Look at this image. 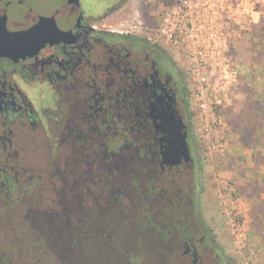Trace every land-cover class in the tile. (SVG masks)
Returning <instances> with one entry per match:
<instances>
[{"label":"flooded vegetation","instance_id":"obj_1","mask_svg":"<svg viewBox=\"0 0 264 264\" xmlns=\"http://www.w3.org/2000/svg\"><path fill=\"white\" fill-rule=\"evenodd\" d=\"M91 2L0 0V264H232L187 72Z\"/></svg>","mask_w":264,"mask_h":264},{"label":"rangeland","instance_id":"obj_2","mask_svg":"<svg viewBox=\"0 0 264 264\" xmlns=\"http://www.w3.org/2000/svg\"><path fill=\"white\" fill-rule=\"evenodd\" d=\"M100 1L92 0V9ZM110 1L120 5L102 23L146 38L152 36L174 0ZM221 2L226 10L225 0ZM245 11L251 12V23L245 20ZM226 13L213 17L214 29L224 38L217 44L221 48L218 54L198 55L190 43L185 50L169 48L187 72L193 132L201 160L198 184L203 213L212 218L219 245L232 264H264V214H259L257 225L253 217L264 205V189L258 194L252 191V151L242 145L234 129L248 91L264 89V43L260 41L264 0H236L233 11ZM263 177L264 166H260V183Z\"/></svg>","mask_w":264,"mask_h":264},{"label":"built area","instance_id":"obj_3","mask_svg":"<svg viewBox=\"0 0 264 264\" xmlns=\"http://www.w3.org/2000/svg\"><path fill=\"white\" fill-rule=\"evenodd\" d=\"M222 0H174L164 11L160 24L152 31L148 40L165 44L175 48H185L188 43L195 47L198 55L218 54L217 44L224 39L218 30L213 27L215 14H227L233 11L236 0H225V9ZM246 19L251 23L252 14L245 11ZM228 19V17H227ZM196 54V53H193Z\"/></svg>","mask_w":264,"mask_h":264},{"label":"trees","instance_id":"obj_4","mask_svg":"<svg viewBox=\"0 0 264 264\" xmlns=\"http://www.w3.org/2000/svg\"><path fill=\"white\" fill-rule=\"evenodd\" d=\"M260 41L264 43V27L260 30ZM264 48V44H263ZM234 129L239 136V141L247 149L252 151L251 189L255 194L264 189V177L260 183L257 178V171L260 166H264V89L259 93L251 89L248 91L244 107L234 124ZM264 214V205H261L253 214L255 224L260 220L259 214Z\"/></svg>","mask_w":264,"mask_h":264}]
</instances>
